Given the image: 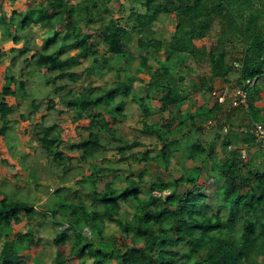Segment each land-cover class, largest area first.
<instances>
[{
    "label": "trees",
    "instance_id": "trees-1",
    "mask_svg": "<svg viewBox=\"0 0 264 264\" xmlns=\"http://www.w3.org/2000/svg\"><path fill=\"white\" fill-rule=\"evenodd\" d=\"M90 1L78 9L70 6L67 0H52L50 9L40 3L35 7L28 6L25 11H12L13 19L8 22L0 18V24L6 28L14 26L17 17L19 25L15 27L16 32L28 28L32 23L53 24L40 49L32 51L33 48L26 45L11 51L23 57L26 65H32L37 70L45 69L43 76L48 77L44 84L50 85L54 92L65 89L67 82L75 83L81 78L80 73L71 69L86 59L97 61L107 54L121 55L123 41L134 39L138 49L143 50L138 55L136 72L147 73L146 85L153 87V92L161 94V111L190 98L189 92L177 85L182 77L176 78L165 63L171 53L191 57L197 63L207 62L209 73L200 77L197 86L193 81H190V85L210 97H214V79L222 78L229 82V73L236 72L237 76L235 84L231 86V97L225 95L223 101L214 97L211 105L196 114H188L187 121L180 119L172 127L167 122L165 128L156 122L146 121L151 111V97L149 92L143 95L133 87L134 80L139 79L137 75H129L126 83L102 87L95 93L82 91L72 95L65 100L67 109L74 112L77 120L88 119L84 126L87 136L75 144L79 159L88 161L96 156L101 146L98 131H105L111 139L118 141L119 151L139 144L137 140L128 142L119 136L117 128L104 117V114L110 115L113 121L125 117L123 98L128 96L143 111V132L156 135L158 142L166 149L165 153L153 157L147 152L141 153L140 160L159 161L161 158L164 167L168 166L172 156V137L193 126L195 116L200 114V120L206 124L208 121H218V117L225 115L228 120L217 123L225 134L216 132L214 135L215 139L220 140L225 157L216 159L213 141L207 144L209 151L205 155L198 158L189 156L194 168H200L203 163L209 166L212 180L208 184H212L213 196L207 201V185L198 184L191 172L184 177L151 181L145 197L139 195L140 189L136 185L137 181L142 180V173L137 179L125 177L126 186L121 191L113 190L112 183L106 182L105 190L97 192L92 180L90 193L96 202L89 206L78 195H75V199L67 197L58 188L55 194L62 196L59 204L55 203L54 207L48 209L43 207L40 212L32 201L8 198L7 194L0 193V238H3L0 264H27L31 259V247L41 243L39 231L32 225L37 214L50 216L54 223L66 224L64 229L57 231L53 243L61 246L72 240L69 254L79 258L78 264H86V257L92 258L90 264H264V168L247 169L249 181L246 185L239 179L242 171L241 150L255 144L259 154L264 152L256 142L253 131L254 122L264 124L257 119L262 107L256 105L264 90V0H191L189 3L176 0L177 5L171 0H127L131 10L126 24L120 25L110 19L88 38L87 33L78 26L79 23L85 18V27H88L96 20L93 14L101 19L102 13L108 12L109 2ZM122 8L120 4L117 10L121 11ZM171 12L174 14V28L170 39L164 42L160 35H154L152 26L159 15ZM215 22L218 30L214 44L208 50L204 46L197 47L194 40L210 35ZM60 24H64L65 29L57 31L54 26ZM94 36L102 38L103 52L99 51ZM14 38L17 43V33ZM66 50L76 53L64 57ZM161 53L166 60L157 59ZM3 54L0 52V58ZM150 57L156 61L154 65L148 63ZM6 78L13 83L16 81L12 75ZM57 80L67 82L57 83ZM18 84L19 90L11 85L2 89L0 121L3 123L0 135L14 120L10 117L14 107L4 100L5 96L27 91L24 80L20 79ZM236 90L243 92L244 102L241 101L242 95L234 93ZM49 100L48 107H53V99ZM32 106L31 114L40 110L38 104L33 102ZM28 117L19 114L21 120ZM169 117L172 119L170 112ZM94 128L98 131L95 132ZM198 128L202 129L201 126ZM55 132L56 124H52L35 130L34 134L45 153L52 155L55 162H62L61 168L65 170L66 163L70 161L59 149ZM232 145L235 147L229 151L228 147ZM193 146L194 152L202 149L199 142ZM165 190L169 193L164 196L153 193ZM122 202L131 208L129 216L121 211ZM98 203L100 206H97ZM23 218L26 219L27 229L13 232L12 226ZM104 219L117 225L118 235H102ZM85 228L89 229L88 235L83 233ZM28 264L41 263L32 260ZM52 264H67L60 250L56 251Z\"/></svg>",
    "mask_w": 264,
    "mask_h": 264
},
{
    "label": "rangeland",
    "instance_id": "rangeland-1",
    "mask_svg": "<svg viewBox=\"0 0 264 264\" xmlns=\"http://www.w3.org/2000/svg\"><path fill=\"white\" fill-rule=\"evenodd\" d=\"M52 0H0V18H4L8 22L12 18V11H25L28 6H38L40 3L50 9ZM184 2H191V0H182ZM68 4L78 9L85 4H89L90 0H67ZM174 5H177L176 0H171ZM38 4V5H37ZM123 8L118 11L119 5ZM108 12L103 14L102 18L93 14L96 18L88 27H85L84 19L78 26L87 33L90 38L94 30L100 29V25L107 23L108 20H116L120 25L126 24L127 16L130 13L131 5L127 0H109ZM14 26L4 27L0 24V52L4 53L0 58V99L2 89L6 85H11L14 89H18V82L20 79L25 81L27 91L25 93L18 92L12 96H5V101L14 107L13 113L10 117L13 120L11 125L3 135H0V193L7 194L8 198L32 201L38 207L40 212L43 207L46 209L54 204H59L62 196L55 194V189L61 188V194L75 199V195L79 196L84 204L87 206L96 202L91 195L92 180L95 181L96 191L103 192L105 190V183L111 182L112 189L121 191L126 186L125 177L137 179V176L142 173V180L137 181V186L140 189L139 195L145 197L149 184L151 181L160 178L162 180L170 179V177L178 178L179 176H186L190 172L196 179L198 184H206L207 201L211 199L212 184L208 181L212 180V173L206 163L200 168H194L189 160L190 155L198 158L205 155L209 151L207 144L210 141L214 142L213 155L220 160L225 157V152L220 145V140L215 139L214 135L219 132L221 135L225 134L222 126L217 123L228 120L225 115L218 117V121H208L203 123L200 120V114L195 116L194 125L185 128L179 134L172 137L170 143L172 156L169 160L168 166L164 167L163 161L148 159L141 161V153L147 152L150 157L157 154L161 155L166 152V149L158 142L156 135L146 134L142 130V109L130 99V96L123 98V111L125 117L118 121H113V117L104 114L106 120L110 125L117 128V134L128 142L137 140L138 145L132 148H126L124 151H119L117 146L118 141L111 139L105 131H98V137L101 146L95 157L88 161H81L79 159V152L75 148V144L87 136V131L84 129L88 119L77 120L72 110L67 109L65 100L72 95L78 94L82 91L95 93L102 87H110L116 83H126L129 75H137L138 80H134L133 87L143 95L150 93V113L146 117L148 123L156 122L160 127L165 128L164 124L172 127L178 120L188 118V114H196L197 111L203 110L206 106L214 102V97L221 96L231 97V86L235 84L237 76L236 72L228 74L229 82H225L222 78L214 79V97L208 96L204 92L195 89L199 84V79L202 75L209 73V67L206 61L197 63L191 57L170 54L169 59L166 60L165 55L161 53L157 59L166 60L165 63L171 68L172 74L181 80L177 81V85L185 92H189L190 98L182 101L179 105H170L165 110H160L159 96L160 93L153 92V87H148L146 82L148 80L147 73L136 72V67L139 60V54L143 53L142 49H138L136 39L128 42L123 41V54L110 55L107 54L105 58H98L94 61L88 58L79 66L71 69L81 74V78L75 83H68L66 80H57V83H66L67 86L62 91L54 92L53 88L44 84L45 78L43 76L45 69L37 70L34 66L26 65L23 57L11 49L21 48L23 46H31L34 49H40L43 40L50 34L52 25L32 23L28 28H24L16 32L15 27L19 25V20L14 19ZM174 14H161L154 22L152 29L154 35L166 42L170 39L171 32L174 28ZM57 31L65 29L64 24L54 26ZM15 29V32H14ZM218 24L214 23L213 29L205 38L195 39L194 43L197 47H206L208 50L214 44L215 36L217 34ZM15 33L18 35V42H14ZM98 45L99 51L103 52L104 46L102 38L94 36ZM76 53L75 51H64L63 56L68 57ZM131 56H133L131 58ZM29 57V54H28ZM229 60V56L227 57ZM153 57H150L148 63L155 64ZM13 76L16 81L13 83L9 81L6 76ZM51 77V76H50ZM193 81L195 86L190 85ZM23 94V96H22ZM49 99H53L54 106L48 107ZM39 105L40 110L34 114L32 103ZM257 105L264 106V90L261 91L260 100L256 102ZM60 111V112H59ZM98 111V108H97ZM251 111H253L251 109ZM169 112L172 114V119L169 117ZM19 114H26L30 117L26 120H21ZM185 117V118H184ZM257 119L264 122V112L258 115ZM0 121V127L2 126ZM56 124L55 136L56 143L59 149L69 158L67 168L62 169V162H55L52 155L48 156L41 147L39 141L35 138V130ZM217 124V125H215ZM215 125V126H210ZM199 126L202 127L199 130ZM199 142L202 145L200 151L194 152V143ZM238 144V143H237ZM235 146L228 147L230 151ZM257 145H252L249 149L243 148L241 150V164L242 171L239 179L243 185L248 183L247 169L249 168H264V152L259 154ZM254 163V164H253ZM30 171H32L30 173ZM251 180V179H250ZM252 182V181H251ZM156 195H165L169 191L153 192ZM74 196V197H71ZM99 203L97 204V206ZM100 206V205H99ZM121 211L127 212L128 216L131 213V208L121 203ZM32 225L38 229V237L41 243L31 247V259L36 260L41 264H52L56 251L60 250L62 257L67 264H78L79 258L74 254L70 255V248L72 240L66 242L61 246H55L53 238L58 230L65 228L66 224L54 223L50 216H36ZM27 229L26 219L18 224L12 226V231H25ZM117 225L114 222L104 219L102 235L107 237L112 234L118 235ZM83 233L89 234V229H84ZM125 240V238L123 239ZM122 240V241H123ZM128 241V240H127ZM3 238H0V246ZM132 250H134L132 248ZM35 257V258H34ZM34 258V259H32ZM86 264L92 262L91 257L85 258ZM27 263V264H28ZM111 264H116L111 262Z\"/></svg>",
    "mask_w": 264,
    "mask_h": 264
},
{
    "label": "built area",
    "instance_id": "built-area-1",
    "mask_svg": "<svg viewBox=\"0 0 264 264\" xmlns=\"http://www.w3.org/2000/svg\"><path fill=\"white\" fill-rule=\"evenodd\" d=\"M234 93L242 95L241 101L244 102L243 92H241L239 90H236ZM214 94H215V92H214ZM216 97L219 99V101H223L224 100V97H223V100H222V99H220L221 96H219V95L216 96ZM253 131H254V133L256 135V142L259 144V147L264 150V124L259 123V122H254Z\"/></svg>",
    "mask_w": 264,
    "mask_h": 264
},
{
    "label": "crops",
    "instance_id": "crops-1",
    "mask_svg": "<svg viewBox=\"0 0 264 264\" xmlns=\"http://www.w3.org/2000/svg\"><path fill=\"white\" fill-rule=\"evenodd\" d=\"M256 105H257V104H256ZM257 106L262 107L261 113L264 112V109H263L264 106H261V105H257Z\"/></svg>",
    "mask_w": 264,
    "mask_h": 264
}]
</instances>
